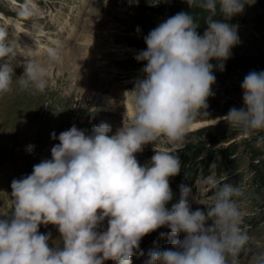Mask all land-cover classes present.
<instances>
[{
  "label": "clouds",
  "instance_id": "1",
  "mask_svg": "<svg viewBox=\"0 0 264 264\" xmlns=\"http://www.w3.org/2000/svg\"><path fill=\"white\" fill-rule=\"evenodd\" d=\"M191 9L207 13L203 35L198 18L181 11L160 23L144 38L146 50L135 59L146 61L131 96L132 117L128 126L115 134L107 123L91 129L75 125L53 139L51 159L33 166L32 173L11 182L10 214H0V264H131L145 235L161 227L170 229L169 249L149 253L148 264H239V256L250 236L237 199L238 185L209 178L214 190L206 211L191 210L192 189L179 186V200L173 199L169 178L181 171L176 155L197 118L207 116V100L213 95L216 77L210 60L225 61L239 43L237 25L226 21L255 0H186ZM219 13L224 21L213 19ZM24 16L31 15L25 8ZM139 32V28H137ZM0 27V58L15 55ZM50 61L60 62L56 48H48ZM15 81L34 93L48 86V69L29 60ZM223 70V63L218 64ZM10 64L0 65V95L13 90ZM244 107L231 108L226 120L240 129L255 147L264 148V71L249 72L241 84ZM166 138L173 147L154 150L143 166L136 158L147 144ZM34 146H29L31 152ZM107 218V230L98 226ZM211 221V225L207 222ZM58 228L62 246L49 247L51 233L38 231L41 225ZM184 233L183 239H176ZM163 235V234H161ZM252 264H264V252L252 257Z\"/></svg>",
  "mask_w": 264,
  "mask_h": 264
},
{
  "label": "rangeland",
  "instance_id": "2",
  "mask_svg": "<svg viewBox=\"0 0 264 264\" xmlns=\"http://www.w3.org/2000/svg\"><path fill=\"white\" fill-rule=\"evenodd\" d=\"M185 3L186 0H0V27L7 31V42L15 51L14 56L0 58V65L8 63L14 72L13 90L0 95V214L12 211V180L30 175L34 165L51 159V148L59 143L52 138L53 132L58 137L75 125L90 134L102 122L111 126L110 134L126 127L121 116L124 110L115 100L119 93L131 91L137 79L144 78L141 70L147 62L137 61L135 56L146 50L144 38L148 33L174 16L175 9ZM25 8L31 15L21 14ZM230 25L238 26L239 43L231 48L229 61H221L229 64L207 100L208 115L197 118L179 145L176 155L181 171L169 178L173 199L167 207L178 202L179 186L186 185L192 189L191 210L206 211L214 195L207 180L223 179L226 174L224 182L242 189L243 195L236 199L249 226L250 239L239 256V264H252V257L264 252V148L255 147L254 137L244 138L240 129L221 117L233 107H244L241 84L245 76L251 71H264V0H255L243 20ZM83 30L92 46L89 49L74 45ZM205 30L197 28L200 35ZM34 35L36 38L31 39ZM103 46L108 48L93 54L95 48ZM50 47L60 52V62L49 60ZM29 60L48 69V86L43 92L34 93L31 86L22 89L15 81L23 75V65ZM93 62L98 67L90 72ZM89 63L92 66L88 67ZM110 106L119 109L118 115ZM29 146H34L31 152ZM171 147L166 138H161L135 155L143 166L150 162L154 150ZM107 226V222L102 223L98 233L106 231ZM38 231L51 233L49 247L62 246L56 226L41 225ZM169 233L165 226L142 237L131 264H148L150 252L171 248ZM184 236L181 233L175 238ZM104 264L116 262L106 260Z\"/></svg>",
  "mask_w": 264,
  "mask_h": 264
},
{
  "label": "trees",
  "instance_id": "3",
  "mask_svg": "<svg viewBox=\"0 0 264 264\" xmlns=\"http://www.w3.org/2000/svg\"><path fill=\"white\" fill-rule=\"evenodd\" d=\"M250 5L248 4H245L244 6V10L242 13L240 14H236L234 15L233 17H231V19L227 20L226 22L229 23V24H235L237 22H240L243 20L244 16L246 15V12L248 11V8H249ZM181 11H184V12H190L192 13L195 17L198 18V23H199V27L201 28H207V25L205 23V17L207 15V13L203 12L202 10L200 9H191L189 8V5L187 3H185L184 5H182L181 7H177L175 9V14L181 12ZM213 19H216V20H220V21H224V17L223 15H221L219 13V8H217V15L215 17H213ZM225 61H229V60H225ZM227 62H224V67H223V70H220L218 67H216L218 64L221 63V61H217L215 59L213 60H210L209 63L213 64L214 65V68H213V74L215 75L216 77V80H215V83L212 85V88H215L219 82H220V79L221 77L223 76V73L225 72V69L226 67L228 66L229 63Z\"/></svg>",
  "mask_w": 264,
  "mask_h": 264
},
{
  "label": "bare ground",
  "instance_id": "4",
  "mask_svg": "<svg viewBox=\"0 0 264 264\" xmlns=\"http://www.w3.org/2000/svg\"><path fill=\"white\" fill-rule=\"evenodd\" d=\"M18 29V28H17ZM89 32H91V30H89ZM87 36V31L83 30L81 32V34H79V37L76 39V41L74 42V45L77 46V47H81V48H84V47H87V49L91 48L92 46L88 44L89 40L88 38L86 37ZM36 38V35H34L31 39H35ZM108 46H103L102 48H95V50H93V54L94 55H97L99 54L100 51L104 50V49H107ZM94 49V48H93ZM105 60V59H104ZM95 63V62H93ZM92 63V64H93ZM91 63L88 64V67L89 66H92ZM97 63H95V66H92V67H89V71L92 72L93 70H97L96 66ZM99 64V63H98ZM110 91V90H109ZM109 93V92H108ZM120 95L117 96L118 97V100H115V101H118L119 104H121V109H123L124 111L121 113V116L124 118L125 120V125L128 126L129 123H130V120H131V117H132V106H131V99H130V94L127 93V92H121L119 93ZM110 95V94H109ZM105 100V99H104ZM107 103V102H106ZM112 107V106H110ZM115 109V110H114ZM117 109V111H116ZM112 111H114V114L118 115V111L119 109L115 106L112 107ZM107 222V218H105V220L102 222V223H106ZM102 223L98 226L97 230L99 229V227H102ZM107 230V229H106Z\"/></svg>",
  "mask_w": 264,
  "mask_h": 264
}]
</instances>
